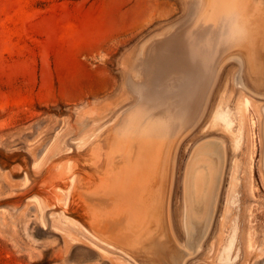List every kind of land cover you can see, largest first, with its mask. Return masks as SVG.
I'll return each instance as SVG.
<instances>
[{
	"label": "rangeland",
	"instance_id": "rangeland-1",
	"mask_svg": "<svg viewBox=\"0 0 264 264\" xmlns=\"http://www.w3.org/2000/svg\"><path fill=\"white\" fill-rule=\"evenodd\" d=\"M192 4L0 0V264H264V130L255 106L264 108V0L250 3L257 40L216 44L203 92L174 142L166 237L151 247L144 237L135 253L120 247L133 235L127 224L134 216L113 188L114 166L124 164L113 157L115 144L133 113L157 117L192 84L179 64L202 67L205 46L196 48L195 40L203 37L206 8L199 13ZM173 54L183 62L171 61ZM241 92L243 138L226 162L201 241L203 224L190 235L184 226L187 163L200 142L231 143V134L212 124L221 100L228 96L235 108ZM100 190L109 195L101 199Z\"/></svg>",
	"mask_w": 264,
	"mask_h": 264
},
{
	"label": "bare ground",
	"instance_id": "bare-ground-1",
	"mask_svg": "<svg viewBox=\"0 0 264 264\" xmlns=\"http://www.w3.org/2000/svg\"><path fill=\"white\" fill-rule=\"evenodd\" d=\"M252 1L253 0H193L192 5H194L193 7L196 9V11L201 12L203 8H206L204 13L205 18L202 22H200V27L202 28L201 35H203L204 38L200 37L198 39L200 41L198 42L195 40L196 48L200 47V44L205 46L199 53L200 60L203 63V68L199 64L200 68L197 67V69H193V67L188 64L189 61L186 64L184 63V65L179 64L182 67L185 66V81L192 82V84L185 90V92L181 95V97L178 98L177 101H174L172 105H168L165 110L161 111V114L157 115V117H150V115H152L150 114L149 117L141 120L142 118L140 116L138 117L137 114L133 113L129 117L124 131L119 136V140L115 144L116 152L113 157L115 160L116 158H121V161L124 164L119 166V162L115 161V163L118 162L119 166V168L116 169L115 167L117 166V163L115 164L116 166H114L112 162L115 169L114 175L112 174V181L114 185H109H113V188L116 190V193H114L117 195L120 201L128 203V209L130 208L129 211H131L132 215L134 216L133 222L128 221V217L126 219L128 223H131L127 225L130 226L133 235L132 237H128L126 242L122 243L123 246H120L122 248V252L128 253V251H132L135 253L139 251V245L141 241L144 243V237L146 236L149 237L150 241L153 240L148 247H151V244H156L160 239L166 237V197L167 194H170L169 167L173 160L174 142L177 139L178 134L182 132L183 126L188 121L192 109L197 103V98L200 97L199 93L203 92L205 86L204 78L206 76V72H204V70L208 68L209 62L213 57V51L216 47V44L222 39L223 42L225 40H234L236 42L245 41L247 43H252L258 39L260 35V26L258 20L254 17V14H252L250 10V3ZM262 2L263 0H261V3ZM214 34H218V37L211 39V36ZM225 43L227 44V42ZM229 45L231 46V44ZM233 45L234 44H232V46ZM222 48L223 47H221V49ZM174 54L172 55L173 59H171V61L177 62L176 64L183 62V60H177L178 56ZM216 56H218V53ZM253 60H256V58ZM236 61L238 62V60ZM139 64H141V62ZM141 66L142 64L140 67ZM253 68L254 67L252 66V69ZM254 71V73H256L257 69ZM213 72L214 71H212V73L209 75H213ZM131 86L141 97L143 93H141L140 86L137 83H132ZM243 87L245 88V91L248 89L245 85ZM244 93L245 92L240 93L235 104V108H231V106H229L230 98L228 96L221 100L214 115L212 126L215 127L221 125L224 129H226L231 134V143L228 145L223 139L217 138L200 142L195 146L189 158L190 160H188L187 163L184 179V226L190 235V233L192 234L193 231L195 232L197 224H203L204 237L201 238V241L205 239L209 233L210 227H212V220L214 219L215 213L217 211L220 185L222 184L221 182L224 175L226 162L230 154H233L238 150L243 138L245 125L248 119L247 103ZM202 98H204V96ZM201 100L204 101V99ZM255 106L257 111L262 116V126L264 130V108L262 109V107L258 104ZM140 107L142 106L140 105ZM250 122L251 124H254V120L252 118L250 119ZM107 188L109 189L110 186ZM108 192L107 194L109 195ZM105 194L106 192L101 195V199ZM110 195L111 196L109 197L113 198L114 194ZM233 196V202H236L235 198L237 195ZM112 198H110V200ZM96 201L98 202L99 200L96 199ZM124 202L123 204L121 202V204L124 205ZM114 205H116L114 207L115 209L116 207L117 209H121L120 204V207L117 206L118 203H114ZM103 208L105 209L107 207L103 206ZM106 211L108 210L106 209ZM115 232H117L116 229ZM98 234L100 235L101 233ZM233 244L234 237L232 236L229 243L225 247V251L231 249Z\"/></svg>",
	"mask_w": 264,
	"mask_h": 264
}]
</instances>
